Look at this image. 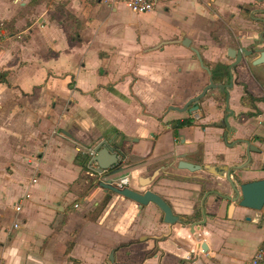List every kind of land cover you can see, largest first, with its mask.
<instances>
[{
	"label": "crops",
	"instance_id": "obj_1",
	"mask_svg": "<svg viewBox=\"0 0 264 264\" xmlns=\"http://www.w3.org/2000/svg\"><path fill=\"white\" fill-rule=\"evenodd\" d=\"M253 2L264 8V0H164L134 13L115 0H0L1 22L14 17L0 38V72L7 71L0 83V264H249L264 244V206L245 209L210 195L197 238L181 223H164L153 203L139 206L95 179L90 186L76 156L118 129L126 135L120 172L127 186L152 189L179 217L195 220L204 191L230 189L224 178L178 168L180 159L238 165L245 145L235 142L247 139L259 152L238 174L242 181L263 178L264 65L250 58L237 65L228 102L208 92L190 125L175 126L171 121L186 114L167 110L208 83L184 38L205 45L203 63L228 82L227 49L256 37L239 10ZM219 30L213 40L209 33ZM156 169L154 181L140 185L139 177ZM24 194L16 213L13 204Z\"/></svg>",
	"mask_w": 264,
	"mask_h": 264
},
{
	"label": "water",
	"instance_id": "obj_2",
	"mask_svg": "<svg viewBox=\"0 0 264 264\" xmlns=\"http://www.w3.org/2000/svg\"><path fill=\"white\" fill-rule=\"evenodd\" d=\"M229 33V30L227 29ZM251 39V43L245 47L239 46V48L229 47L227 49V55L233 61L231 65L226 70V75L228 76V82L222 83L221 81L214 79L211 74V70L208 66L203 63L202 57L198 49L193 46H190V39L185 37L182 41V45L186 47H190L191 51L194 52L195 58L198 60L200 67L207 73L208 75V83L204 85L199 93L190 97L181 107L176 105H170L167 110L176 111L178 113H184L185 111H194L198 108L197 102L205 97L208 94V90L217 91V94L221 96V94H225L226 103L229 98V90L232 89L233 85V72L232 69L235 70L237 65L242 64L245 60L250 58V63L254 66L264 65V38H259L260 42L263 45L258 46L259 42L256 38H247ZM232 67V69H230ZM212 96L214 93L211 94ZM191 104L192 107H189ZM101 137V136H100ZM100 137L92 140L87 146L93 147L96 154L93 157L94 160L98 164V172H101L103 169L107 170L109 174H116L120 172L123 167H120V161L117 158V153L114 152L113 148L109 147L105 140L99 141ZM236 144H244L243 155L245 161L238 165H199L195 163H191L189 161H184L180 159L177 163V167L181 169H187L190 171L204 170L209 174L215 175L217 177L224 178L227 185L229 186L230 193L225 194H216L213 189H209L204 191L203 198L201 199V214L202 218L200 220H195V216H190L189 218L179 217L172 210V207L167 203V201L157 192L152 189H145L143 191H137L132 189L131 187L125 186L123 188H118L114 185L110 184V181H98L96 185L103 188L104 190L112 191L118 195L123 196L124 198L130 199L136 202L139 206L147 205L148 203H153L159 211L162 213V220L164 223L168 225H172L175 223H181L184 226L189 228V231L194 237L198 238L196 231L200 229V227L206 222V214H205V201L206 198L210 195H216L215 202L219 203L222 200H225L232 204V202H236L239 207L245 209H251L255 211H259L264 206V177L258 179H252L249 181H242L240 175L238 173H242L250 170V163L252 160L250 159L251 152H259L258 148H255L250 144L247 139H239L235 142ZM122 149V147H121ZM124 150V145H123ZM125 151V150H124ZM118 152L121 154L120 150ZM122 156V155H121ZM260 171L264 170V164L258 169ZM159 170L156 169L150 176L139 177V183L142 186L150 185L156 176L158 175ZM96 182V181H94ZM203 190V189H202ZM198 213V211L196 212ZM246 219H250L249 216L245 217ZM199 247L205 253L207 251V247L205 242L201 243V239L198 241ZM113 251L109 255V260L112 261ZM190 259H184L183 262H188ZM191 261V260H190Z\"/></svg>",
	"mask_w": 264,
	"mask_h": 264
},
{
	"label": "built area",
	"instance_id": "obj_3",
	"mask_svg": "<svg viewBox=\"0 0 264 264\" xmlns=\"http://www.w3.org/2000/svg\"><path fill=\"white\" fill-rule=\"evenodd\" d=\"M164 0H115V2H119L124 4L126 7H128L132 12L134 13H147L152 11L157 5H159ZM115 153H117V158L120 161L119 166L124 167L125 160L121 156V154L118 152L117 149H113ZM87 155L86 164H85V173L98 181H110L111 185H114L118 188H123L127 186L128 184V178L123 175L119 176L118 178H112L111 176L115 174H109L107 170H102L101 172H98V164L94 160V156L96 154L93 147H87L85 152H83ZM36 179L32 178V181L34 182ZM97 181V182H98ZM28 197V194H24L23 196L19 197L16 202L13 204L14 210L16 213H19L22 210V206L24 203V200ZM14 227H18L17 223H14ZM249 264H264V244L258 248L255 253L252 255V257L249 260Z\"/></svg>",
	"mask_w": 264,
	"mask_h": 264
},
{
	"label": "trees",
	"instance_id": "obj_4",
	"mask_svg": "<svg viewBox=\"0 0 264 264\" xmlns=\"http://www.w3.org/2000/svg\"><path fill=\"white\" fill-rule=\"evenodd\" d=\"M7 71H2L0 72V83H6L7 82ZM172 123L175 124V126L182 127L186 125H190L191 121L190 119H185L183 121L179 120H174L171 121ZM105 140L107 145L113 149L120 150L121 155L123 159L127 157L125 154V151L123 150V145L126 142V135H124L121 131L118 129L111 127L104 131V133L101 135L99 141ZM122 147V149H121ZM86 159L87 155L85 153H80L79 155L76 156V162L78 165H80L83 169H85V164H86ZM90 186H93L94 184V179L93 178H88Z\"/></svg>",
	"mask_w": 264,
	"mask_h": 264
},
{
	"label": "flooded vegetation",
	"instance_id": "obj_5",
	"mask_svg": "<svg viewBox=\"0 0 264 264\" xmlns=\"http://www.w3.org/2000/svg\"><path fill=\"white\" fill-rule=\"evenodd\" d=\"M240 12H243V14L247 13L249 19L246 20V21H250V22H253L254 24H256V28H258V30L256 31V37H253V38H256L257 41L259 43H261L259 40V38H264V8L262 7H258V8H254L253 6L251 7H244V8H240L239 9ZM220 25V24H219ZM260 26H263L262 29H260ZM219 34H220V30L218 31V34L215 33V35H213V37L211 36V34L209 33V36L213 39V40H218L219 38ZM230 34V33H228ZM233 35V34H232ZM204 47H206L205 45H198L196 46L195 48L198 49V51L200 52ZM192 54L194 55V52H192ZM201 55V53H200ZM195 56V55H194ZM233 61V60H232ZM231 64H228L225 66L226 70L227 68L230 66ZM230 69H232V67H230ZM232 72H234V70L232 69ZM227 83V82H226ZM212 90H208L207 92H210ZM211 95V94H210ZM206 96V95H205ZM221 99L223 101V103L226 104V98H225V94H222L221 96ZM204 98V97H203ZM201 98L198 102H197V106L198 108L192 112L190 111H185L184 113L186 114V116L184 117V119H190V117H193L194 114H197L198 111L201 109V103H202V99ZM189 99V98H188ZM187 99V100H188ZM193 104H191L189 107H192ZM181 107V106H180ZM223 112V117L225 115H227L228 117V111L226 112L225 111V108L224 110L222 111ZM226 117V118H227Z\"/></svg>",
	"mask_w": 264,
	"mask_h": 264
},
{
	"label": "rangeland",
	"instance_id": "obj_6",
	"mask_svg": "<svg viewBox=\"0 0 264 264\" xmlns=\"http://www.w3.org/2000/svg\"><path fill=\"white\" fill-rule=\"evenodd\" d=\"M261 4V3H260ZM260 4H258V3H256V2H253L252 4H250V5H252V6H255L256 5V7H261L260 6ZM264 7V6H263ZM211 9H213V8H211ZM214 10H216V9H214ZM217 11V10H216ZM216 11H213L215 14H220L218 11L216 12ZM20 12V11H19ZM18 12V13H19ZM18 13H17V15H18ZM227 13V12H226ZM16 15V16H17ZM222 15V16H221ZM221 15H219V17L222 19V20H224V22L226 23V18H224V13H221ZM241 16L242 17H240V18H243V19H245V20H248L249 19V17H248V15H247V13H245L244 15H243V13H241ZM227 19H229L230 20V17H229V14H228V16H227ZM13 20H14V17L13 18H11V19H7V20H5L4 22H1V21H3V20H0V27H1V29H3V25H4V27L6 26L7 27V24H6V22H13ZM154 22H157V23H160V21H153V23ZM230 22V21H229ZM247 25H248V28H247V30H249V31H251V32H255V31H257L258 30V28H256L255 26H256V24H254L253 22H250V21H244ZM237 23H238V21H235V22H230L229 24H230V26H232V27H234V26H236L237 25ZM3 24V25H2ZM221 25H223V24H221ZM263 27V26H262ZM5 32L6 31H4V29H3V35H1L0 34V38L1 37H4V36H8L9 35V30L7 31V34H5ZM216 33V32H215ZM50 103H51V101H50ZM50 103H49V106H50ZM126 164V163H125ZM125 173V172H124ZM123 174V172H120V173H118V174H116V175H113V176H111L112 178H118L119 176H121ZM88 177V178H91V177H89L86 173H84L83 174V177Z\"/></svg>",
	"mask_w": 264,
	"mask_h": 264
},
{
	"label": "clouds",
	"instance_id": "obj_7",
	"mask_svg": "<svg viewBox=\"0 0 264 264\" xmlns=\"http://www.w3.org/2000/svg\"><path fill=\"white\" fill-rule=\"evenodd\" d=\"M17 264H19V262L17 261Z\"/></svg>",
	"mask_w": 264,
	"mask_h": 264
}]
</instances>
